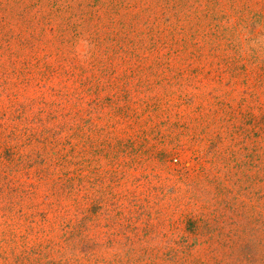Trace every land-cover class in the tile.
Listing matches in <instances>:
<instances>
[{"label": "rangeland", "instance_id": "1", "mask_svg": "<svg viewBox=\"0 0 264 264\" xmlns=\"http://www.w3.org/2000/svg\"><path fill=\"white\" fill-rule=\"evenodd\" d=\"M225 21L264 0H0V264H264V63Z\"/></svg>", "mask_w": 264, "mask_h": 264}, {"label": "clouds", "instance_id": "2", "mask_svg": "<svg viewBox=\"0 0 264 264\" xmlns=\"http://www.w3.org/2000/svg\"><path fill=\"white\" fill-rule=\"evenodd\" d=\"M224 27L232 34L235 42V54L241 60H252L257 63H264V25L256 24L250 26L246 22L225 21ZM87 45V52L81 54L77 51V58L86 62L90 58L94 50V46L90 39L81 37Z\"/></svg>", "mask_w": 264, "mask_h": 264}, {"label": "trees", "instance_id": "3", "mask_svg": "<svg viewBox=\"0 0 264 264\" xmlns=\"http://www.w3.org/2000/svg\"><path fill=\"white\" fill-rule=\"evenodd\" d=\"M36 69H38V67H37ZM20 73L22 74V71H20ZM30 79L33 80L32 77H30ZM27 82H28V80L26 81V83H27ZM0 177H1V176H0ZM14 205H15V203H14Z\"/></svg>", "mask_w": 264, "mask_h": 264}]
</instances>
